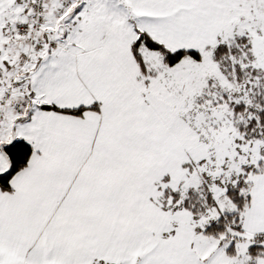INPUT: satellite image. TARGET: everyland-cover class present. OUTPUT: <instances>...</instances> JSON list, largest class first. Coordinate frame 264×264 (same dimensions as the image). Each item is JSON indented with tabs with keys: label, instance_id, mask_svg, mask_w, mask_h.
I'll return each mask as SVG.
<instances>
[{
	"label": "snow or ice",
	"instance_id": "snow-or-ice-1",
	"mask_svg": "<svg viewBox=\"0 0 264 264\" xmlns=\"http://www.w3.org/2000/svg\"><path fill=\"white\" fill-rule=\"evenodd\" d=\"M0 264H264V0H0Z\"/></svg>",
	"mask_w": 264,
	"mask_h": 264
}]
</instances>
